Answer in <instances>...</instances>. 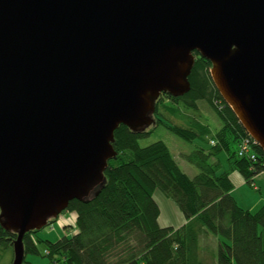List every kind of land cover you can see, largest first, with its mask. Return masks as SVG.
Returning <instances> with one entry per match:
<instances>
[{
    "label": "water",
    "instance_id": "1",
    "mask_svg": "<svg viewBox=\"0 0 264 264\" xmlns=\"http://www.w3.org/2000/svg\"><path fill=\"white\" fill-rule=\"evenodd\" d=\"M195 53L264 151V0H0V226L40 232L105 182L115 132L191 90Z\"/></svg>",
    "mask_w": 264,
    "mask_h": 264
},
{
    "label": "trees",
    "instance_id": "2",
    "mask_svg": "<svg viewBox=\"0 0 264 264\" xmlns=\"http://www.w3.org/2000/svg\"><path fill=\"white\" fill-rule=\"evenodd\" d=\"M195 55L190 92L180 98L162 94L153 118L157 127L165 126L188 143L204 144L185 156L199 173L188 176L163 142L141 147L139 141L152 131L121 126L113 144L117 156L108 164L104 184L82 201L70 203L68 211L76 214L78 232L55 243L39 238V232L27 233L23 264H31L29 255L46 258L48 264H205L201 238L207 235L219 241L216 264H264V204L255 212L242 208L232 194L231 177L238 172L252 186L255 178L264 175V151L253 143L217 91L210 76L211 63ZM214 97L223 110L218 113L223 126L214 136L208 125L195 120L188 129L168 122L171 114L198 113V101L212 103ZM244 139L251 140L255 160L239 156ZM223 152L228 169L222 172L219 156ZM157 190L178 206L185 222L180 228L160 226L161 209L154 199ZM17 239V233L0 226V264H13ZM40 244L46 246L44 253Z\"/></svg>",
    "mask_w": 264,
    "mask_h": 264
},
{
    "label": "rangeland",
    "instance_id": "3",
    "mask_svg": "<svg viewBox=\"0 0 264 264\" xmlns=\"http://www.w3.org/2000/svg\"><path fill=\"white\" fill-rule=\"evenodd\" d=\"M195 57L197 58L196 55ZM212 100V103L206 100L198 101V113L189 112L187 116H182L180 114L168 115V122L173 125H178L188 129L193 126L192 121L195 120L201 124L208 125L211 129L212 136H214V134L223 126L222 120L218 115V113L222 112L223 110L219 107L220 101L216 97L212 98ZM154 120L155 124H153L147 129L148 131H152L151 134L147 138L141 139L139 141L140 146L144 148L156 142L165 143L169 147L174 159L179 164L181 169L188 176L194 178L199 173V170L194 165L190 164L186 160L185 156L191 154L196 148V146H203L204 144H202L200 141H196L194 144L188 143L187 141L174 135L165 126L159 125L157 127L156 119ZM214 144L215 142L212 141L211 145ZM243 146L244 142L241 140L238 149L239 156ZM205 147L207 149L209 148L208 145H206ZM251 150L252 147H250V149L246 151L243 156H253ZM219 160L221 161V164L223 166L222 172L226 171L228 169V165L227 155L225 152L220 154ZM214 162H216V160H214ZM260 177L262 178L259 179ZM260 177L255 178V181L253 182L252 186H248L246 184L244 187L241 188L235 187V190L232 194L242 208L255 212L264 204V175ZM154 199L156 200L162 211V215L159 219V224L161 227L180 228L182 225L185 224L182 218V213L180 212L178 206L172 199L165 196L160 190L155 191ZM76 218L77 217L75 213L69 212L67 210L62 215H60V217L56 219L53 223L50 222V225L48 227L40 231L38 233V237L43 240L51 241L53 243L57 242L65 236L72 237L78 232ZM218 244V238L212 235L203 236L201 238V259L204 261L205 264H216ZM45 249V244L39 245V250L41 253H44ZM7 258L10 261L12 259V253L9 252L7 254ZM14 258L15 255H13V262ZM27 261L31 264L49 263L48 259L35 255H29L27 257Z\"/></svg>",
    "mask_w": 264,
    "mask_h": 264
},
{
    "label": "crops",
    "instance_id": "4",
    "mask_svg": "<svg viewBox=\"0 0 264 264\" xmlns=\"http://www.w3.org/2000/svg\"><path fill=\"white\" fill-rule=\"evenodd\" d=\"M231 177H232V180H233V183H234V186L235 187H244L246 185L243 177L238 173V172H233L231 174ZM262 177H260L259 179H261ZM258 179V180H259ZM161 215H162V211H161ZM160 215V217H161ZM183 218V217H182ZM160 219V218H159ZM183 221H184V218H183ZM163 228H167V227H163Z\"/></svg>",
    "mask_w": 264,
    "mask_h": 264
},
{
    "label": "built area",
    "instance_id": "5",
    "mask_svg": "<svg viewBox=\"0 0 264 264\" xmlns=\"http://www.w3.org/2000/svg\"><path fill=\"white\" fill-rule=\"evenodd\" d=\"M219 104H220V108H222V104H221V102H219ZM252 139V138H251ZM253 140V139H252ZM243 142H244V146H243V148H242V150H241V152H240V156L241 157H244L243 155L245 154V152L246 151H248L249 149H250V147L252 146V144H251V140L250 139H244L243 140ZM253 143L254 144H257L254 140H253ZM252 157V159L253 160H255V156L253 155V156H251Z\"/></svg>",
    "mask_w": 264,
    "mask_h": 264
},
{
    "label": "flooded vegetation",
    "instance_id": "6",
    "mask_svg": "<svg viewBox=\"0 0 264 264\" xmlns=\"http://www.w3.org/2000/svg\"><path fill=\"white\" fill-rule=\"evenodd\" d=\"M98 187H100L99 184L95 188L93 187L91 190H89L86 197H89L90 195H92L95 192L96 188H98Z\"/></svg>",
    "mask_w": 264,
    "mask_h": 264
}]
</instances>
